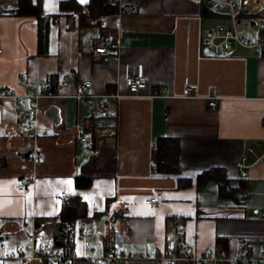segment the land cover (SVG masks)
I'll return each instance as SVG.
<instances>
[{
  "label": "crops",
  "instance_id": "obj_1",
  "mask_svg": "<svg viewBox=\"0 0 264 264\" xmlns=\"http://www.w3.org/2000/svg\"><path fill=\"white\" fill-rule=\"evenodd\" d=\"M61 1L38 0L44 16H55L48 21L43 54L38 52L34 17L0 15V242L14 249L32 227L41 229L40 240L54 242L50 228L43 231L36 222L56 215L68 197L77 196L86 212L85 218L73 221L86 224L85 238L100 254L117 232L125 249L137 251L152 242L160 255L172 247L177 230L193 255L208 249L228 256L239 249L246 256L264 251V156L256 161L264 154V54L239 46L220 55L205 51L200 43L204 33L228 24V17L214 11L208 0H121L134 10L104 15V27L97 22L79 27L76 14L59 11ZM239 3L259 4L260 12L239 11L237 24L242 16H256L260 24L249 22L253 35L238 33L257 41L264 0ZM16 6L17 0H0V11ZM93 40L106 42L109 49L95 53L90 49ZM116 44L121 53L113 62L110 47ZM140 65L145 88L138 96L110 102L104 114H93L84 99L75 97L83 80L91 81L95 95L125 93L124 66L135 72ZM65 76L70 80L63 81ZM20 80L30 86L47 80L54 87L51 97L38 100L36 120L45 136L33 138L18 130L30 111ZM186 85L195 86V98L180 97ZM158 87L165 88L167 97H148ZM7 91L13 96L5 95ZM211 91L217 97L214 108L207 105ZM164 136L178 139L177 174L153 169L152 147ZM100 141L115 149V173L95 177L88 188H75L74 176ZM254 143L259 146L247 153V177L241 179L237 163ZM33 148L38 160L31 154L18 156ZM212 167L221 168L237 188L233 197L219 196L214 180L193 183ZM20 177L32 182L18 190ZM238 191L244 193L242 199ZM150 198L156 203L146 205ZM75 244L56 247L87 252ZM3 264L45 263L11 259ZM123 264L153 263L149 258Z\"/></svg>",
  "mask_w": 264,
  "mask_h": 264
},
{
  "label": "built area",
  "instance_id": "obj_2",
  "mask_svg": "<svg viewBox=\"0 0 264 264\" xmlns=\"http://www.w3.org/2000/svg\"><path fill=\"white\" fill-rule=\"evenodd\" d=\"M210 7L221 15L228 17V24L226 26H216L215 28L208 30L204 33L200 43L202 48L210 54L220 55L225 53L230 47L239 46L251 49L255 55L264 54V24L259 27L260 37L257 41H251L245 36H242L237 31L238 24V12H260L257 5L245 4L241 6L237 0H208ZM112 7L116 8L115 16L130 13L134 10L132 7H128L121 3V0H109ZM105 18L100 17L94 23L99 21V25L104 27ZM115 53L112 56V61L117 62L121 53V47L119 45H113L112 47ZM90 49L95 53H105L109 46L106 42L100 40H93ZM1 52V51H0ZM63 81H69L70 77L65 76ZM122 84L125 88V93H121L119 90L102 95H95L91 92V81L83 80L80 83V92L75 97L84 99L85 103L91 108V111L95 115L104 114L107 105L110 102H115L120 98L127 96H138L140 90L145 88L146 78L142 72V67L137 66L135 72H130L128 66H124V73L122 78ZM19 85L27 89V93L24 95L29 100L30 115L29 118L25 119L19 124L18 130L21 133L31 135L33 138L41 135H46V130L41 129L37 125V116L39 114L38 100L42 96L51 97V88L47 80H43L36 86H30L26 81L20 80ZM196 88L194 85H186L183 87L180 97L182 98H195ZM5 95H12L11 91H7ZM156 96L165 98L167 93L165 88L158 87L148 93V97ZM207 105L210 108L216 106L217 97L213 91L206 97ZM80 128L76 129V133L80 135L79 141L84 142L86 139L82 134ZM259 146V143H254L253 146L247 148V152L241 155L237 168L239 171V178L243 179L247 177V168L249 165L246 164L247 153H253L254 148ZM33 161L39 159V154L35 148L32 149L31 153ZM264 154L256 158L259 161L263 158ZM29 177H20L16 188L18 190L27 187L31 183ZM64 196V193L61 194ZM244 193L238 191V199H242ZM157 201L156 198H150L144 201L146 205H153ZM264 219V210L262 214ZM86 224L83 222L72 221L65 224L61 231L65 235L67 242L72 246L79 244L82 249L87 252L78 253L77 251L64 250L54 246V242L40 240L41 229L39 227H32L26 237L14 249L8 250L2 242H0V264H3L7 260L15 259L17 261L23 260H39L45 264H123L127 260H145L152 258L153 264H158L161 261H186L193 262L195 264H264V251L259 252L256 255L246 256L240 249L232 256L223 254L217 249H208L202 252L200 255H193L189 246L179 240L181 232L179 230L175 233V238L172 247L165 250L162 254L157 255L155 253V247L152 242H145L140 250H127L123 246L121 237L117 232H113L109 244L107 245L103 253H98L96 247L91 244L85 238Z\"/></svg>",
  "mask_w": 264,
  "mask_h": 264
},
{
  "label": "trees",
  "instance_id": "obj_3",
  "mask_svg": "<svg viewBox=\"0 0 264 264\" xmlns=\"http://www.w3.org/2000/svg\"><path fill=\"white\" fill-rule=\"evenodd\" d=\"M59 11H72L76 14L80 27L89 25L100 16L114 14L116 8L110 5L109 0H88L84 5L74 0H63L59 2ZM0 15L34 17L38 27V52L45 53L48 21L49 19L53 20L55 16H44L38 0H17L15 8L2 10ZM51 92H54V87ZM93 149L95 154L81 165L80 173L73 178L75 188H88L95 177H107L115 173V149L112 146H107L103 141H100ZM178 150L179 143L176 137L164 136L157 139L151 151L153 169L162 174H177L179 172ZM203 179L216 181L218 194L221 197H233L236 192L237 188L230 186V180L219 167H212L201 172L193 180V183L198 184ZM85 212V203L77 196H70L61 205L56 215L50 218H41L37 220L36 225L40 224L43 231L50 228L55 246H63L64 249H67L68 242L64 240L61 229L76 218H85Z\"/></svg>",
  "mask_w": 264,
  "mask_h": 264
},
{
  "label": "rangeland",
  "instance_id": "obj_4",
  "mask_svg": "<svg viewBox=\"0 0 264 264\" xmlns=\"http://www.w3.org/2000/svg\"><path fill=\"white\" fill-rule=\"evenodd\" d=\"M237 2H239V0H237ZM104 17V16H102ZM250 20L259 23V19H257L256 16H242L240 17V23L237 27L238 32H241L243 34H247V35H253V30L249 24ZM99 23V21L97 22Z\"/></svg>",
  "mask_w": 264,
  "mask_h": 264
},
{
  "label": "water",
  "instance_id": "obj_5",
  "mask_svg": "<svg viewBox=\"0 0 264 264\" xmlns=\"http://www.w3.org/2000/svg\"><path fill=\"white\" fill-rule=\"evenodd\" d=\"M250 24L255 25V22H251ZM27 114H28V118H29L30 111H28ZM53 114H54V111H53ZM50 115H51V112H50ZM51 116H52V119L54 120L53 122L56 124L58 122V120L55 121V118L53 117V115H51ZM56 117H57V114H56ZM30 154H31V151H27L25 153H20V154L18 153V156L20 158H27ZM41 235H42V233H41Z\"/></svg>",
  "mask_w": 264,
  "mask_h": 264
},
{
  "label": "snow or ice",
  "instance_id": "obj_6",
  "mask_svg": "<svg viewBox=\"0 0 264 264\" xmlns=\"http://www.w3.org/2000/svg\"><path fill=\"white\" fill-rule=\"evenodd\" d=\"M82 2H86V0H82Z\"/></svg>",
  "mask_w": 264,
  "mask_h": 264
}]
</instances>
